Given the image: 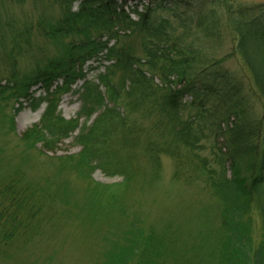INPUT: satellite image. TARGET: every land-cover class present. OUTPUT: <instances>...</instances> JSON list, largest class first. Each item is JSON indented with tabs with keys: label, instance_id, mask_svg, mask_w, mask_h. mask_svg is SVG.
<instances>
[{
	"label": "trees",
	"instance_id": "1",
	"mask_svg": "<svg viewBox=\"0 0 264 264\" xmlns=\"http://www.w3.org/2000/svg\"><path fill=\"white\" fill-rule=\"evenodd\" d=\"M54 2L62 16L54 23L40 17L37 28L51 39L72 37L65 44L61 41L62 55L35 60L34 67L19 76L17 56L31 48L32 27L12 23L11 42L3 49L0 45V59L10 65L0 80V111L12 99L20 103L16 112L23 107L21 100L32 102L34 108L47 102L39 122L22 134L26 146L41 144V150L52 151L74 136L81 151L58 158L63 170L77 169L91 178L101 169L107 176L121 177L115 185L96 183L92 191L94 213L99 210L113 222L110 212L118 209V190L103 191L158 179L161 158L168 155L175 160L176 176L203 184L221 204L222 264H264V2ZM224 28L233 42L229 54L239 58L262 99L261 115L255 118H248L242 106L236 74L221 71L224 60H201L206 38H220ZM23 36L28 45L23 46ZM5 37L1 33L0 44ZM93 59L110 62L96 80L87 78L85 71ZM78 80H83L78 90L81 108L75 118L66 119L58 109L59 95ZM37 86L45 96H35ZM231 117L238 121L232 127L226 124ZM11 120L13 128L14 114ZM18 180L0 184V256L37 232L34 223L44 209L36 188L30 191L29 184ZM119 212L125 218L130 215L123 207ZM139 224L137 219L130 221L128 240L118 244L115 255L105 254V264H156L157 237L153 229L145 231Z\"/></svg>",
	"mask_w": 264,
	"mask_h": 264
},
{
	"label": "rangeland",
	"instance_id": "2",
	"mask_svg": "<svg viewBox=\"0 0 264 264\" xmlns=\"http://www.w3.org/2000/svg\"><path fill=\"white\" fill-rule=\"evenodd\" d=\"M243 2L261 3L264 0ZM78 4V1L74 3V9H77ZM128 5L127 10L130 11ZM141 7L143 6L139 8ZM185 12L187 15H196L190 10ZM133 15L137 16L135 13ZM61 16V7L54 0H0V35H6L5 41L0 44L2 49L11 42L12 23L17 24L18 28H23L26 23L32 27L31 48L24 49L17 56L19 76L29 72L36 64L35 60L63 54L61 41L65 44L72 37L61 41L59 38L51 39L41 34L37 28L40 17L54 23ZM24 40L23 36V46L28 45ZM131 40L133 44L139 43L138 40ZM205 41L206 47L201 60L223 59L221 71L236 74L240 89L237 93L244 100L246 106L241 105L248 111V118L261 115L263 102L260 95L244 75L239 58L229 54L233 49V42L227 29H223L220 38L213 36ZM109 63L100 59L89 61L85 67L87 78L96 80L97 74L104 72ZM89 64L96 68L87 69ZM9 68V63L0 59V80ZM156 81L159 79L156 78ZM82 85L83 80H78L70 91L59 95L58 109L64 118L72 119L77 116L81 108L78 90ZM33 89L36 90V97L46 95L40 86ZM21 102L23 107L17 112L14 109L20 103L16 99L6 102L0 111V184L17 183L18 179H23L20 184H29L30 191L33 187L36 188L44 209L41 217L34 223L37 224V232L30 235L24 243L3 253L0 264H105V254L115 255L118 244L128 240L129 237L126 238L125 234L132 219H137L143 230H154L159 251L158 256H155L156 264H222L221 204L203 184L188 183L176 176L174 158L163 155L160 177L152 182L148 181V184L137 183L129 188L103 191L110 193L118 190L116 195L119 200L115 203L117 213L110 212V216L116 219L113 222V219H108L99 210L94 213L90 204L92 191L96 183L102 186L115 185L123 179L119 176H107L101 169L93 171L91 178L80 174L77 169L63 170L58 158L77 155L81 151L74 136L54 145L52 151L44 148L41 150V144L35 148L27 147L22 134L39 122L47 102H43L38 108H34L28 100ZM190 110L197 112L194 106ZM222 111L223 108H220L219 112ZM13 114L14 126L10 128ZM237 122L235 117H231L226 124L232 127ZM143 124L146 125L145 122ZM234 147H237L236 144ZM103 195L101 196L104 197ZM98 198L102 200L100 196ZM120 207L129 212V217L125 218L119 212ZM252 219L256 239L257 223L255 217Z\"/></svg>",
	"mask_w": 264,
	"mask_h": 264
}]
</instances>
